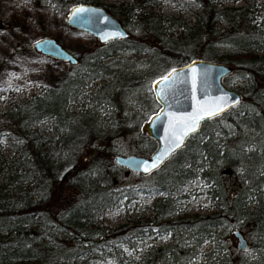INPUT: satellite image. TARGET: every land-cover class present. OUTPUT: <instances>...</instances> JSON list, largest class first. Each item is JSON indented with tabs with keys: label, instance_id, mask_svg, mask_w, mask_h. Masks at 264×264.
I'll return each instance as SVG.
<instances>
[{
	"label": "trees",
	"instance_id": "1",
	"mask_svg": "<svg viewBox=\"0 0 264 264\" xmlns=\"http://www.w3.org/2000/svg\"><path fill=\"white\" fill-rule=\"evenodd\" d=\"M28 1L37 9L48 0ZM78 1L102 5L98 0H54L64 10ZM195 1L202 12L190 23L154 12L158 0L112 5L123 21L135 18L140 35L128 32L103 44L74 48L76 62L64 61L70 68L51 73L39 94L0 112V122H5L14 139L12 155H0V264H100L108 258L116 264H188L199 254L208 260L202 264H227L223 248L233 230L246 231L257 248L249 263L264 264V33L259 28L264 25V0L222 7L215 0ZM163 18L181 26L176 38L163 39ZM220 20L227 27L219 26ZM8 24L19 28L13 20ZM151 38L157 40L155 49L150 47ZM215 45L223 46L225 52L219 53ZM146 49L156 50L163 59L148 62L145 72L150 77L159 76L166 63L175 66L193 57L227 60L243 78L245 92L236 106L203 120L159 168L138 172L143 180L130 184L112 172L119 166L113 160L116 149L96 142L104 129L95 111L74 112L66 104L70 98L77 99L78 93L90 97L91 93L82 91L87 80L108 78L93 97L114 103L118 125L123 127L124 92L138 81L134 72L119 71L111 66L115 61L104 60L117 51ZM23 51L12 44L10 51L0 54V68L10 66L7 62L14 56L29 58ZM29 51L35 55L31 47ZM43 118L50 119L53 136L38 132ZM139 130L142 151H151L155 141L140 125ZM196 178L205 185L215 210L169 218L175 209L171 196ZM58 187L65 189V195L53 196ZM158 190L163 195L151 204L154 216L148 226L124 223L111 228L104 223L112 208L139 192ZM151 223L169 230L171 242L149 244L140 257L127 252L124 246L134 249L141 228L150 229ZM206 240L213 247L199 251ZM235 264H247L246 259L239 258Z\"/></svg>",
	"mask_w": 264,
	"mask_h": 264
},
{
	"label": "rangeland",
	"instance_id": "2",
	"mask_svg": "<svg viewBox=\"0 0 264 264\" xmlns=\"http://www.w3.org/2000/svg\"><path fill=\"white\" fill-rule=\"evenodd\" d=\"M104 8L119 22L128 32L135 36L139 34V27H134L132 20L123 21L120 17L114 14L112 5H117L120 2H129L130 0H98ZM217 6H235L243 3V0H215ZM153 11L162 16H173L187 23L197 18L201 14V5L195 0H158V5L153 7ZM67 9L64 10L61 4L55 5L54 0H48L43 8L34 9L31 7L28 0H0V24L3 27L0 29V54L2 52L10 51L12 44H17L23 48V54H27L29 58L14 56L7 63L8 67L1 66L0 68V112L7 109L9 106L21 104L28 100L34 94H39L42 87L47 85V78L51 73H61L70 64L62 60L56 61L54 58L37 52L33 47V41L41 36H49L54 38L62 47L71 52L76 47L85 46L87 48L100 44L96 38L90 33H80L74 31L69 27L65 21ZM14 21L19 28L13 26L7 27L5 24ZM162 24L164 27L165 40L168 35L171 38H176L181 26L177 23H171L168 19L163 18ZM219 26L227 27L224 21L220 20ZM9 26V24H8ZM260 30L264 33V25L259 26ZM144 37H146L143 34ZM150 47L155 49L158 45L156 39H148ZM30 47L33 50L30 55ZM219 50V53H224L223 46H214ZM143 50L142 52L135 51H117L108 58L105 62L116 63L114 67H118L119 71L127 70L134 72V79L138 82L130 89L124 92L122 100L124 114L123 127H119L116 110L112 102H98L93 94L97 86L102 85L108 78L90 79L86 81L83 87V92H89L90 97L79 96L77 99H68L66 108L68 110L74 109V112L82 110L95 111L97 123L104 129L103 136L96 139L98 143H106L112 146L118 153H136L140 155H148L149 152H143L140 143V123L145 120L152 112L156 111L159 104L153 97L150 83L155 77H150L145 69L150 60H157L159 63L163 61L162 58L157 57L156 50ZM218 62L229 63L227 60H216ZM173 64L166 63L164 70L159 73L163 74L166 70L172 67ZM158 76V75H157ZM226 86L239 90L241 93L245 92L244 80L238 73L231 72L223 78ZM50 119L43 118L37 124L38 132L44 136H53L50 131ZM4 121L0 122V155L9 157L12 155L13 150L10 144L14 141L9 134V129L6 128ZM94 142L93 145L96 143ZM84 150L80 152L77 160L80 162ZM113 174L117 179H123L127 183L136 184L142 181L138 172L129 170L125 167L118 166L112 169ZM202 180H196L182 186L171 197L175 200V209L169 215V218H176L182 216L184 213L192 214H208L215 210L216 206L214 201L209 197V192L204 187ZM65 195V189L62 191L59 187L55 189L53 196L58 194ZM163 195L162 191H155L151 194L137 193L126 203H121L118 206L108 211L104 223L113 228L120 224L133 223L135 226L147 225L153 219V211L151 204L157 197ZM55 199V198H54ZM53 199V200H54ZM155 223V222H152ZM150 229L141 228L140 238L135 241V248L125 247L124 249L131 254L140 257L142 249H145L149 244L162 245L171 242L169 230H163L162 227L152 224ZM150 226V225H149ZM135 229V228H134ZM133 229V230H134ZM243 236L248 242V247L245 250H239L236 247V239L233 238L232 233L229 235V242L224 244L223 250L227 253L225 262L227 264H235L239 258L246 259V263L253 258L255 248L248 238L246 231H241ZM213 247V243L209 240L204 241L198 250L201 252L209 251ZM255 248V249H254ZM263 249V247H262ZM208 260L202 254H199L195 259L191 260L188 264H202L207 263ZM100 264H116L111 258Z\"/></svg>",
	"mask_w": 264,
	"mask_h": 264
},
{
	"label": "water",
	"instance_id": "3",
	"mask_svg": "<svg viewBox=\"0 0 264 264\" xmlns=\"http://www.w3.org/2000/svg\"><path fill=\"white\" fill-rule=\"evenodd\" d=\"M81 7L88 11L73 16L75 9ZM64 21L71 28L90 33L99 43L125 37L128 33L119 20L100 4L78 1L68 8ZM33 47L37 52L54 59L68 61L72 64L76 62L72 53L52 37L36 38L33 41ZM231 72L232 65L229 63L193 57L183 64L170 67L163 74L155 77L150 86L159 107L140 124V129L153 138L155 146L148 155L114 153V163L141 174H147L159 168L184 145L190 134L199 129L203 120L218 116L241 101L242 93L226 86L223 82V78ZM169 73L172 74L171 78L164 81L162 78L168 76ZM219 98H225L220 103L223 110L211 117L204 116L201 112L200 115L204 118L198 121L195 131L184 135L182 143L176 147L175 136L181 135L183 129L179 127L171 129L170 119L173 116L183 117L195 114L198 106H210ZM157 157L160 158L157 167L147 172L144 171L145 162L150 165ZM233 235L236 239V246L239 249H245L246 239L240 231L234 230Z\"/></svg>",
	"mask_w": 264,
	"mask_h": 264
},
{
	"label": "snow or ice",
	"instance_id": "4",
	"mask_svg": "<svg viewBox=\"0 0 264 264\" xmlns=\"http://www.w3.org/2000/svg\"><path fill=\"white\" fill-rule=\"evenodd\" d=\"M88 11V9L85 8H76L75 11L73 12V16H76L79 13H84ZM175 71V70H173ZM172 74L169 73L168 76L163 77L162 79L164 81H167L171 78ZM195 80V77L193 78ZM225 98H219L217 101L212 102L210 106H205V105H200L197 108V112L195 114L189 115V116H173L170 119V128L175 129L177 127L182 128L183 132L181 135H176L175 140H176V147L180 146V143H182V138L184 135H187L188 132H193L195 131V126L198 123L200 119H203L204 116H214L219 114L220 111H222V107L220 106V103L224 100ZM203 112L204 116L200 115V113ZM159 157H157L153 163L150 165L145 162L144 164V171H149L151 168H155L158 165L159 162Z\"/></svg>",
	"mask_w": 264,
	"mask_h": 264
},
{
	"label": "flooded vegetation",
	"instance_id": "5",
	"mask_svg": "<svg viewBox=\"0 0 264 264\" xmlns=\"http://www.w3.org/2000/svg\"><path fill=\"white\" fill-rule=\"evenodd\" d=\"M111 40V39H110ZM107 41H109V40H107ZM106 41V42H107ZM99 43V42H98ZM105 43V42H104ZM100 44H103V43H100ZM234 231V230H233ZM233 231H232V236H233V238H235V236L233 235ZM240 231V230H239ZM240 233L242 234V232L240 231ZM243 235V234H242ZM245 238V237H244ZM246 239V238H245ZM246 243H247V246H246V248L245 249H247V247H248V242H247V240H246ZM237 247V246H236ZM238 248V247H237ZM239 249V248H238ZM245 249H239V250H245Z\"/></svg>",
	"mask_w": 264,
	"mask_h": 264
}]
</instances>
